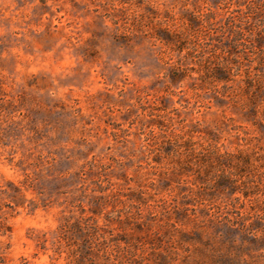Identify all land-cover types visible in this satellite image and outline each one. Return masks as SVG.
<instances>
[{"label": "rangeland", "instance_id": "374dc122", "mask_svg": "<svg viewBox=\"0 0 264 264\" xmlns=\"http://www.w3.org/2000/svg\"><path fill=\"white\" fill-rule=\"evenodd\" d=\"M0 264H264V0H0Z\"/></svg>", "mask_w": 264, "mask_h": 264}]
</instances>
